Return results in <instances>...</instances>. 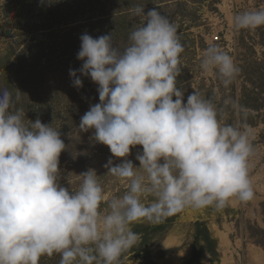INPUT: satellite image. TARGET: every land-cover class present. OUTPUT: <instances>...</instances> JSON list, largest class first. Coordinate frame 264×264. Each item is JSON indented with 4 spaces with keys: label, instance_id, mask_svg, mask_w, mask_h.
Wrapping results in <instances>:
<instances>
[{
    "label": "clouds",
    "instance_id": "9594fccd",
    "mask_svg": "<svg viewBox=\"0 0 264 264\" xmlns=\"http://www.w3.org/2000/svg\"><path fill=\"white\" fill-rule=\"evenodd\" d=\"M132 14L142 23L126 46L114 43L112 33H84L77 53L82 66L69 69L73 86L83 87L81 76L98 85L99 103L90 105L78 128L94 129L96 142L125 158L105 164L127 181L123 195L106 196L92 168L78 174L76 190L59 183L66 148L60 131L39 118L25 123L23 110L15 109L19 96L0 88V264H39L54 254L59 264H119L140 239L132 230L136 223H157L185 209L220 211L233 199L254 198L250 131L221 124L215 105L196 91L184 102L177 25L155 8L145 12L137 5ZM258 27H264V8L233 17L234 30ZM198 69L214 70L224 86L241 71L215 44ZM136 145L143 147L139 167L126 159ZM146 197H152L148 204Z\"/></svg>",
    "mask_w": 264,
    "mask_h": 264
},
{
    "label": "rangeland",
    "instance_id": "374dc122",
    "mask_svg": "<svg viewBox=\"0 0 264 264\" xmlns=\"http://www.w3.org/2000/svg\"><path fill=\"white\" fill-rule=\"evenodd\" d=\"M137 5L145 12L155 8L177 25L184 48L177 84L184 102L196 91L215 105L221 124L250 131L254 154L249 174L255 195L248 203L233 199L220 211L185 209L155 232L159 222L132 225V230L139 224L149 226L150 236L142 240L139 234L132 247L139 255L127 254L119 264H184L192 251L191 224L199 219L207 222L217 241V264H264V246L258 242L264 241V27L233 28L234 15L264 8V0H0V88L19 96L15 109L23 110L25 123L39 118L60 131L66 148L59 157V183L76 190L78 174L92 168L106 196L123 195L127 181L108 173L105 164L109 158L114 165L125 158L96 142L94 129L78 128L90 105L99 103L98 85L90 76H81L83 87L73 86L69 69L82 66L77 53L84 33L93 38L112 33L114 43L126 46L130 32L142 23L132 14ZM210 44L231 55L241 69L228 86L214 70L198 69ZM246 103L258 110L246 108ZM142 152V145H136L126 159L139 167L136 156ZM137 172L143 174L142 169ZM151 201L152 197L143 198L145 204ZM101 208L106 210L103 204ZM59 261V254L45 255L39 264ZM200 262L213 264L207 251Z\"/></svg>",
    "mask_w": 264,
    "mask_h": 264
},
{
    "label": "trees",
    "instance_id": "16d2710c",
    "mask_svg": "<svg viewBox=\"0 0 264 264\" xmlns=\"http://www.w3.org/2000/svg\"><path fill=\"white\" fill-rule=\"evenodd\" d=\"M218 76V75H217ZM246 108H252L258 110L257 106H251L252 104L246 103L245 104ZM243 123V122H242ZM227 207V206H226ZM178 213L166 217L159 221L158 226L153 228V232L159 230V229H165L168 224L172 223L175 218L177 217ZM149 226L147 225H137L134 228V232L138 234H142V240H147L150 236V232H148ZM191 231H192V251L190 254V257L184 264H201L200 262V257L203 254V252H208L211 255V261L213 264H217V256H218V251H217V241L216 239L212 236L211 230L209 229L207 222L205 220H196L191 224ZM259 243H261L264 246V241L258 240ZM139 250L136 251V249L130 248L127 250L121 258L126 256L127 254H130L134 252L133 257H136L139 255ZM136 252V253H135Z\"/></svg>",
    "mask_w": 264,
    "mask_h": 264
}]
</instances>
